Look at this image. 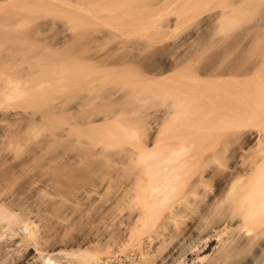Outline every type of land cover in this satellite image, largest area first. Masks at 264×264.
<instances>
[{"label":"bare ground","instance_id":"6f19581e","mask_svg":"<svg viewBox=\"0 0 264 264\" xmlns=\"http://www.w3.org/2000/svg\"><path fill=\"white\" fill-rule=\"evenodd\" d=\"M0 264H264V0H0Z\"/></svg>","mask_w":264,"mask_h":264},{"label":"rangeland","instance_id":"374dc122","mask_svg":"<svg viewBox=\"0 0 264 264\" xmlns=\"http://www.w3.org/2000/svg\"><path fill=\"white\" fill-rule=\"evenodd\" d=\"M57 19V18H55ZM67 21V24L68 26L73 29V30H80L81 28L83 27H87V26H90L91 24H89L88 22H78V21H75L74 19L72 21L66 19ZM56 31H52V32H47L45 34V36H48V37H52L53 35H55Z\"/></svg>","mask_w":264,"mask_h":264}]
</instances>
